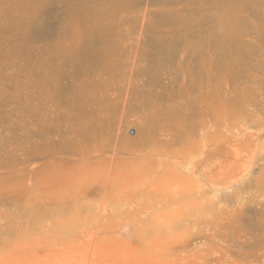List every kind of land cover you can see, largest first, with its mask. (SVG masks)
<instances>
[{
  "label": "rangeland",
  "instance_id": "1",
  "mask_svg": "<svg viewBox=\"0 0 264 264\" xmlns=\"http://www.w3.org/2000/svg\"><path fill=\"white\" fill-rule=\"evenodd\" d=\"M0 264H264V0H0Z\"/></svg>",
  "mask_w": 264,
  "mask_h": 264
},
{
  "label": "bare ground",
  "instance_id": "2",
  "mask_svg": "<svg viewBox=\"0 0 264 264\" xmlns=\"http://www.w3.org/2000/svg\"><path fill=\"white\" fill-rule=\"evenodd\" d=\"M159 225H160V224H159ZM151 227H153V226H151ZM155 228H157V229H159V228H160V229H161V227H159V226H158V227H155ZM160 229H159V231H160ZM154 230H155V229H154ZM149 231H150V229H149Z\"/></svg>",
  "mask_w": 264,
  "mask_h": 264
}]
</instances>
